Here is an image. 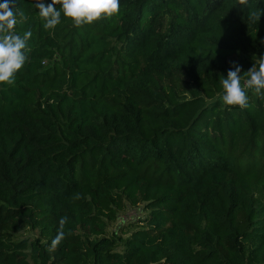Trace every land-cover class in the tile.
Masks as SVG:
<instances>
[{"label":"trees","instance_id":"obj_1","mask_svg":"<svg viewBox=\"0 0 264 264\" xmlns=\"http://www.w3.org/2000/svg\"><path fill=\"white\" fill-rule=\"evenodd\" d=\"M33 4L13 5L31 51L0 85V264H264V99L218 98L264 57V0L257 24L238 0H120L54 29ZM126 204L143 227L105 236Z\"/></svg>","mask_w":264,"mask_h":264},{"label":"clouds","instance_id":"obj_2","mask_svg":"<svg viewBox=\"0 0 264 264\" xmlns=\"http://www.w3.org/2000/svg\"><path fill=\"white\" fill-rule=\"evenodd\" d=\"M16 0H3L0 3V85L11 86L15 82L16 74L28 59L31 49L28 41L32 36L29 29L23 36L16 33L18 22L27 21L28 17L20 8H14ZM57 5L60 6L59 10ZM241 9H247V19L257 24L262 12L257 5H250V0H238ZM33 7L44 21L45 29H54L61 22V14L79 28L92 25L102 19H110L120 12V0H52L45 5L44 0H34ZM242 76L246 77L243 80ZM223 88L222 100L229 108L246 109L249 106L248 91L264 99V57L254 61L253 67L241 75V67L233 64L227 73V78H221ZM68 218L62 217L59 229L51 242L50 250H54L65 238L64 226Z\"/></svg>","mask_w":264,"mask_h":264},{"label":"rangeland","instance_id":"obj_3","mask_svg":"<svg viewBox=\"0 0 264 264\" xmlns=\"http://www.w3.org/2000/svg\"><path fill=\"white\" fill-rule=\"evenodd\" d=\"M222 95L223 93H221L218 98L222 99ZM250 183L252 185L255 184L253 179L250 180ZM146 216L147 212L142 209V206L134 207L126 204L125 207L117 213L116 221L108 225L106 228L105 236L109 237L112 234H115L117 237L125 239L129 236V233L143 227L141 220ZM10 237L15 241L26 240L28 243H31L39 238V232L38 230H32L30 228L20 229L17 233H12ZM116 251H122V247H117ZM29 263L32 264V261L29 260Z\"/></svg>","mask_w":264,"mask_h":264}]
</instances>
